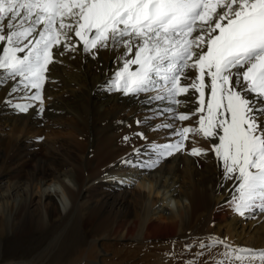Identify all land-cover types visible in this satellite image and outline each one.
<instances>
[{"label": "bare ground", "instance_id": "obj_1", "mask_svg": "<svg viewBox=\"0 0 264 264\" xmlns=\"http://www.w3.org/2000/svg\"><path fill=\"white\" fill-rule=\"evenodd\" d=\"M122 51L102 49L95 59L82 51L57 54L46 73L42 115L39 101L20 99L23 91L9 96L15 81L0 84V183L11 171L24 179L19 184L8 178V190L0 187V249L8 232L45 233L58 220L64 222L29 260L2 263L0 250V264H216L223 246L200 247L212 237L234 247L264 249V213L240 216L229 206L234 181L224 179L222 162L212 152L218 139L190 134L187 153L160 158L152 152L153 144L178 139L172 129L157 125L197 127L198 117L173 121L170 113L156 114L165 105L146 102V95L154 93L134 96L109 90L122 66ZM198 96L188 97L193 102L179 112H192ZM9 99L34 107L21 113L6 103ZM193 147L208 154L190 155ZM134 148L140 149L139 157ZM158 158L151 170L122 163ZM131 181L141 189L124 186ZM52 184L58 202L48 190ZM157 206L170 214H159ZM78 241L83 246L74 250ZM63 244L65 257L57 255Z\"/></svg>", "mask_w": 264, "mask_h": 264}, {"label": "snow or ice", "instance_id": "obj_2", "mask_svg": "<svg viewBox=\"0 0 264 264\" xmlns=\"http://www.w3.org/2000/svg\"><path fill=\"white\" fill-rule=\"evenodd\" d=\"M0 46V84L15 81L9 96L23 91L20 99L39 101L41 115L46 73L57 54L82 51L95 59L102 49H122V66L109 90L154 93L146 102L165 105L156 114L170 113L173 121L198 117L197 127L157 125L178 139L153 144L152 152L171 156L185 148L190 134L218 139L212 152L224 179L234 181L229 206L240 216L264 213V0H0ZM190 70L197 74L189 76ZM196 93L197 107L179 112ZM6 103L21 113L34 107ZM133 151L139 157L140 149ZM207 154L197 147L190 151ZM122 163L151 170L160 159ZM210 241L200 247L225 249L216 264H264V249Z\"/></svg>", "mask_w": 264, "mask_h": 264}, {"label": "rangeland", "instance_id": "obj_3", "mask_svg": "<svg viewBox=\"0 0 264 264\" xmlns=\"http://www.w3.org/2000/svg\"><path fill=\"white\" fill-rule=\"evenodd\" d=\"M0 130H2V125H0ZM2 132H4V130ZM33 138L36 139V137L34 136ZM187 145L188 144H186L185 142V148L181 150L184 153L188 152L189 150L187 149L188 147L191 148L189 145L187 147ZM28 164H31V163H28ZM63 170L64 169H62V171ZM16 177H17L16 172L11 171V174L8 177L10 180L7 178V179L2 180V182L0 183L1 190L3 191L8 190V182H7L8 180L12 182L19 180L18 182L19 184L20 182L21 184L23 183L24 181L23 178H16ZM138 183L139 182L131 181V182H127L126 183L127 185L125 184L124 186L128 187L129 189H136V190L141 189L140 186H138ZM56 188L57 187L53 186L52 184V186H50L48 190L52 193V195L55 197L56 201L58 202L59 198L56 196V193L54 192ZM60 207L61 206L59 205V208ZM157 208L159 209H157L156 212H158L159 214H163L165 216L170 214V211L167 208H162L161 206H157ZM63 227H64V222L62 220L61 221L58 220V222H56L54 226L50 230L46 231L45 233L39 232V231H33V232H30L29 234L18 235V236L17 235L14 236L9 232L6 233L5 236L2 238V243H1L2 245L0 249L2 250L1 262L2 263L3 262L4 263H10V262L15 263V262H21V261L23 262V261L29 260L32 256L40 252L49 243V241L53 238V236H55L56 234L59 233L60 230H62ZM12 236H14V238H12ZM21 237L23 238L21 239ZM63 243L65 244V239ZM64 244L62 245V248H60L59 252H57V255L65 257ZM82 246L83 244L80 241H78L77 244L73 248H75L74 250H76L77 248H81Z\"/></svg>", "mask_w": 264, "mask_h": 264}]
</instances>
